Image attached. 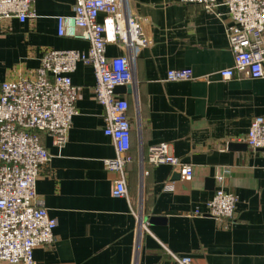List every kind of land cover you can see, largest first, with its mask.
Returning <instances> with one entry per match:
<instances>
[{"label": "crops", "instance_id": "0c3cea01", "mask_svg": "<svg viewBox=\"0 0 264 264\" xmlns=\"http://www.w3.org/2000/svg\"><path fill=\"white\" fill-rule=\"evenodd\" d=\"M73 5L74 0H35L33 16L0 23V84L34 76L47 49L88 50V42L57 34V16L71 15ZM128 6L147 22L150 41L135 57L134 93L119 94L129 102L131 125L127 197L111 195L118 174L103 160L114 158L115 150L103 134L93 70L78 63L71 73L77 113L66 143L57 148L40 132L51 156L37 174L35 191L57 225L53 243L33 249L34 264H132V211L139 205L147 231L135 264H166L171 253L190 255L192 264H264V149L245 141L251 120L264 118V76H219L233 64L224 5L208 10L180 0H128ZM105 52L121 53L112 44ZM174 68L191 69L195 79L166 80ZM159 142L192 166L190 180L166 164L139 163L148 146ZM220 185L237 197L225 228L193 213L205 211Z\"/></svg>", "mask_w": 264, "mask_h": 264}, {"label": "built area", "instance_id": "2783aa9c", "mask_svg": "<svg viewBox=\"0 0 264 264\" xmlns=\"http://www.w3.org/2000/svg\"><path fill=\"white\" fill-rule=\"evenodd\" d=\"M35 0H0V23L10 18L23 22L33 16ZM200 4L208 10L226 7L231 23L227 37L233 56L230 67L218 71L222 79L235 75L256 79L264 76V0H180ZM57 34L88 42V50L47 49L32 77L8 79L0 84V262L34 264L33 249L54 241L57 220L37 198L35 181L40 168L50 160L40 132L50 135L52 144L62 148L67 141L72 117L77 113L78 87L71 73L78 63L91 66L93 96L103 108V134L112 139L115 156L103 160L104 167L118 174L111 195L127 197L126 166L132 161L129 102L115 93L118 85L135 87V57L149 43L147 22L128 6V0H74L73 13L57 16ZM112 44L121 53L106 55ZM166 80L195 79L189 68L168 69ZM208 80V78H205ZM253 149H264V118L251 120L245 137ZM166 164L183 180H190L193 168L183 163L159 142L148 146L139 163ZM224 175L217 176L222 184ZM171 189L172 185H166ZM237 197L220 185L205 204L206 214L228 227L234 217ZM135 216V264L141 238L147 231L141 205ZM166 264H192L187 254L171 253Z\"/></svg>", "mask_w": 264, "mask_h": 264}, {"label": "water", "instance_id": "95a60500", "mask_svg": "<svg viewBox=\"0 0 264 264\" xmlns=\"http://www.w3.org/2000/svg\"><path fill=\"white\" fill-rule=\"evenodd\" d=\"M115 93L117 94H133V89L130 85H118L114 88ZM233 144H230L232 146ZM177 175H179L177 173Z\"/></svg>", "mask_w": 264, "mask_h": 264}]
</instances>
